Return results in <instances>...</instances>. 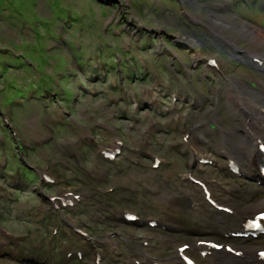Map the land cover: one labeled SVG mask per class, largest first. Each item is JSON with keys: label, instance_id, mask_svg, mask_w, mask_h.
Listing matches in <instances>:
<instances>
[{"label": "rangeland", "instance_id": "obj_1", "mask_svg": "<svg viewBox=\"0 0 264 264\" xmlns=\"http://www.w3.org/2000/svg\"><path fill=\"white\" fill-rule=\"evenodd\" d=\"M209 16H222L225 28L231 24L233 31L249 24L261 31L257 41L264 40V0H0V194L4 196L0 198V239L8 245L0 250V264H95V249L82 236L61 229L55 235L54 228L63 216L76 219L82 227L87 223L89 228H85L100 251L107 248L102 251L103 264H128V256L136 257L129 252L148 237L152 238L149 258L158 261L174 252L175 247L166 241L196 239L202 223L196 229L191 217H183V200L178 204L182 210L171 213L166 205L169 198L164 195L167 189L172 197L179 194L182 176L190 171V158L179 150L184 148L183 135L208 119L211 129L209 111L216 109V95L222 109H216L219 116L225 126L234 128L231 114H227V98L232 96L229 92L228 97L224 95V76L248 80L251 87L255 82L247 77L258 72L247 62L249 55L264 56V46L245 39L238 38L233 46L232 30L223 27L220 35L214 34L208 27ZM196 49H200V58L194 54ZM230 56L238 60L231 62ZM210 57L218 58L220 71L207 67ZM111 67L121 68L116 71L118 77L114 78ZM151 88L157 102H150L152 95L145 93ZM136 94L138 110L131 98ZM175 95L177 102L173 101ZM29 102L33 108L26 107ZM152 123L160 127L154 129ZM146 128L154 134L146 139L144 134V141ZM14 132L23 141L20 146L13 140ZM114 132L124 140V152L116 164L107 165L98 152L104 146L110 148ZM219 134L205 137L212 143ZM42 136L50 141L37 143ZM146 141L152 142L150 149L140 152L147 148ZM152 155L169 164L152 171ZM132 159L140 160L141 166L132 164ZM47 164L60 184L47 187L39 181ZM103 167L110 171L107 182L99 180L98 170ZM196 168L197 177H214L229 191L239 188L242 199L220 186L214 197L224 205L223 199L238 200L243 206L250 199L258 202L264 197V184L256 179H236L218 166L200 167L201 173ZM109 187L115 188L110 197L91 199L75 212L46 210L51 208L49 196L75 190L98 192L99 197ZM252 189L256 191L253 197ZM115 210L137 211L142 218L155 217L170 227L184 219L185 232L164 234L163 229H150L142 222L121 225L112 213ZM106 214L112 218L107 219ZM107 234L118 235L119 255L112 256L109 246L102 243ZM200 238L223 241L218 236ZM78 249L84 252L83 261H66L68 251Z\"/></svg>", "mask_w": 264, "mask_h": 264}, {"label": "bare ground", "instance_id": "obj_2", "mask_svg": "<svg viewBox=\"0 0 264 264\" xmlns=\"http://www.w3.org/2000/svg\"><path fill=\"white\" fill-rule=\"evenodd\" d=\"M209 17L210 18L208 19L206 17V19L210 21L208 22L209 23L208 27L214 31V34L220 35V33H222L223 30L225 29H229V31L232 30V27H230L232 26L231 24L230 26L228 25V27L225 28V26L227 25L222 23V20H223L222 16L219 19H216L213 16H209ZM223 27L225 29H223ZM231 32L233 33L231 43L235 47L238 44V41H237L238 38L248 40L252 42V45L256 43L258 47L264 46V40L257 41V39L261 35V31L257 30L255 27H252L249 24L244 23L242 26L239 27L238 30H235V31L232 30ZM196 50L197 51H194L195 52L194 54L198 55V58H200L201 56L199 53L200 49H196ZM253 53H250L249 55L250 58L255 57V54ZM262 57L264 59V56ZM250 61L251 59L249 61L247 60V62L251 65ZM196 64H198V62H196ZM253 66H256V68L258 67L255 64ZM260 72L261 73H256L252 76L247 77V78H250L251 81H254L255 83H257L258 89L257 87L252 89L250 87V82L248 80L240 79V78H236V79L231 78L232 76L231 77L224 76L225 78V79L223 78L224 79V83H223L224 95H226L227 92H229L230 95L232 96L231 98H229L228 97L229 95L228 96L226 95L228 97L227 99H229L228 107H230L229 108L230 113H227V114L229 115L231 114L230 116L232 117L231 120H232V124L234 128L225 126L224 125L226 123L225 120L221 118V115L219 116L218 111H221L222 109L220 108L221 105L219 104L220 98L218 95H216L214 100H215V106H216L215 108L218 111L216 109L209 111L211 114V129H210V123L207 122L209 119L204 122H201L204 124L202 128L197 129L195 127V128L189 129L192 131L190 145L188 144L187 146L184 143L182 144V146H184L183 150L187 151V157L190 158V164L188 168L191 170V172L195 171L196 167H198L196 169H199L198 171L200 172V166H195L194 162L196 163L197 160H200L197 154L202 153L200 150H204L205 154L213 155L212 158L217 160V162L220 164L218 166L222 167L221 169L225 171L226 173H229V170L227 169V166L229 163L228 160L234 159L242 164L245 170V175L247 174L246 175L247 180L251 179L252 181H255L256 179L258 182L261 181L262 178L260 177V174L257 168L259 158L255 154V149H256L255 142H256V137L258 139H261L262 137H264V65L262 66ZM218 89H221V88H218ZM146 94L148 96L152 95V100L148 98L147 100H150V102H153V100L156 101V96L154 95V92L152 89H147ZM213 124L216 127L212 129ZM228 129H231V131ZM184 130H188V128ZM144 134L146 136L145 137L146 139L147 136H149L150 134L151 135L153 134V130L150 134H146L145 132H143L142 133L143 140H144ZM214 134L216 136L219 134V136L217 138L215 137L214 138L215 140H212L211 146H208V145H206L207 147L200 146V145H203V143L200 142L201 138H204L205 136H209L211 138ZM117 135L118 134L114 132V136L108 145L110 148L115 146V143L113 141L114 140L116 141ZM195 148H198V149H195ZM145 149H150V147L149 148L142 147V149H140V152L144 151ZM222 149H224V152H221ZM208 152H211V153H208ZM202 177H205V174H203ZM207 178L208 179H206V177L200 178V179L204 181V183L207 186L208 191L211 192L212 200L210 202H207L205 199V197L207 196L205 193V189L203 187L191 185L189 181L183 182L181 180L178 185L180 189L179 194L174 195L172 197V195L168 194V192L171 193V190L167 189L168 192L165 191V194H164L165 198L166 196H168L169 198L167 199L166 205L167 207L172 208V211L170 212L178 213L179 209L182 210L183 207L178 206V204H180L179 202L183 200L185 204L184 206L185 208L182 211L184 212V215L186 216V217L183 216L184 218H187L189 215L195 219L203 218V216L204 218H206V221L202 222L201 230L197 229V235L195 237L202 236V235H208V236L215 235L221 238L223 241H225V242H221V244L223 245H227L230 243L232 244L237 243L239 251L242 252V256H243V258L242 256L233 257L230 254L226 253L225 250H223L222 252L213 251L210 255H208L205 258V260L202 259V261H205L209 264H262L258 260V256H257V251H260V248H261V246H259L260 244L258 245L255 243L254 246H250V245H247L246 242L238 243L229 234L231 232L236 231V229H240V228L242 229L243 224H245L250 218H253L255 216L253 214H256V213L258 214L264 209V197L258 202H254L253 199H250L243 206H241L238 203V200L223 199L227 203L224 205L217 198L214 197V194L217 195L218 191L222 187L226 191L227 194H232V197H237L238 199H242V195H240L239 188L238 190H235V191H229L225 189L226 186L222 185L220 181H218V179H215L214 177H207ZM181 183L184 185H182ZM152 189H154V191H157L155 187ZM251 193H252L251 196L253 197L256 191L252 189ZM178 197H180V199H178ZM188 206H191L192 209L189 210ZM217 207L229 208L232 210L233 213L228 214L223 211L220 212ZM173 220L177 222L176 218H173ZM183 221L184 219H180V223L177 222L179 226L178 228L181 230L180 233L185 232V230L182 231L183 224L181 223ZM125 240L126 238H124V241ZM200 241H204V239L199 238L196 241H192L190 243L194 251L199 250L201 252V250L206 248L205 246L199 243ZM166 242H169L168 246L172 245L173 248L176 247V245L173 244L172 240L171 241L168 240ZM127 243H128V239H127V242L125 241V244ZM132 252L134 255H136V258L132 259V257L128 256L129 257L128 261L130 262L129 264H135L134 263L135 260H140V264H153L154 262H157L158 264H185L180 254H178V252L175 251V248L172 254L167 255L161 261L155 260L153 258H149L150 255H149L148 249L143 248L141 244L140 246L139 244H136L135 249L129 253H132Z\"/></svg>", "mask_w": 264, "mask_h": 264}]
</instances>
